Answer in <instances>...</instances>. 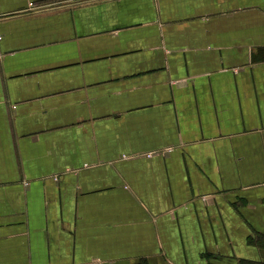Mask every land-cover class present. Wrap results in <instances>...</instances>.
Instances as JSON below:
<instances>
[{
	"label": "crops",
	"instance_id": "crops-1",
	"mask_svg": "<svg viewBox=\"0 0 264 264\" xmlns=\"http://www.w3.org/2000/svg\"><path fill=\"white\" fill-rule=\"evenodd\" d=\"M0 36V264H264V0H0Z\"/></svg>",
	"mask_w": 264,
	"mask_h": 264
},
{
	"label": "rangeland",
	"instance_id": "rangeland-1",
	"mask_svg": "<svg viewBox=\"0 0 264 264\" xmlns=\"http://www.w3.org/2000/svg\"><path fill=\"white\" fill-rule=\"evenodd\" d=\"M31 3V2H30ZM34 5L33 6H31L30 4H29V6L31 7V8H35V7H38L39 8V6L38 5H36L34 2H32ZM41 7V6H40Z\"/></svg>",
	"mask_w": 264,
	"mask_h": 264
},
{
	"label": "built area",
	"instance_id": "built-area-1",
	"mask_svg": "<svg viewBox=\"0 0 264 264\" xmlns=\"http://www.w3.org/2000/svg\"><path fill=\"white\" fill-rule=\"evenodd\" d=\"M30 5L33 6L34 4L31 2ZM1 38H2V36H0V39H1Z\"/></svg>",
	"mask_w": 264,
	"mask_h": 264
},
{
	"label": "trees",
	"instance_id": "trees-1",
	"mask_svg": "<svg viewBox=\"0 0 264 264\" xmlns=\"http://www.w3.org/2000/svg\"><path fill=\"white\" fill-rule=\"evenodd\" d=\"M139 264H146L145 262H141V263H139Z\"/></svg>",
	"mask_w": 264,
	"mask_h": 264
}]
</instances>
